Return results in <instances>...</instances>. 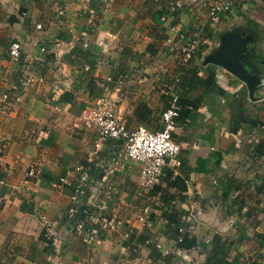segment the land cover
<instances>
[{"label":"crops","instance_id":"0c3cea01","mask_svg":"<svg viewBox=\"0 0 264 264\" xmlns=\"http://www.w3.org/2000/svg\"><path fill=\"white\" fill-rule=\"evenodd\" d=\"M162 1L0 0V264H209L216 238L229 264H264V153L255 151L264 141V0H230L218 23L205 6L214 0H202L181 9L174 24ZM173 25L198 33L197 61L168 50ZM234 33L250 37L240 61L255 78L252 88L205 62ZM12 40L23 50L18 62L7 56ZM40 45L49 50L43 60ZM94 57L87 73L81 62ZM27 71L44 83L20 84ZM108 76L127 129H162L167 85L191 104L172 133L179 155L167 159L151 188L140 185L139 162L113 158L120 141L94 154L96 135L78 120ZM77 165L91 178L84 203L110 224L98 240L75 234L65 216ZM61 177L67 182L57 187ZM105 192L110 197L98 211ZM162 210L181 216L187 225L179 231L196 237L195 248L176 247ZM40 216L57 222L51 244Z\"/></svg>","mask_w":264,"mask_h":264},{"label":"built area","instance_id":"2783aa9c","mask_svg":"<svg viewBox=\"0 0 264 264\" xmlns=\"http://www.w3.org/2000/svg\"><path fill=\"white\" fill-rule=\"evenodd\" d=\"M70 2L74 0H69ZM174 0L168 3L169 8H183L186 5H197L202 0ZM207 16L212 23H218L221 15L225 14L230 8V0H214L205 4ZM40 28L39 25H36ZM170 32H175L174 36L168 35L164 39V43L168 50L172 53L179 54L183 60L197 61L200 50V39L197 32H184L177 30L175 25L168 27ZM39 56L37 59L43 60L48 54V48L44 45L38 46ZM23 54L19 41L12 40L7 46V56L10 60L18 62ZM29 60L34 59L31 54L26 53ZM84 70H88V65L83 66ZM27 73V74H26ZM21 73L17 79L20 84H29L32 82L44 83L45 79L41 75L27 71ZM112 77L108 76L102 85L103 93L97 98L86 102L78 120L84 129L94 132L96 137L93 144V153L97 154L101 146L108 140L120 141V146L116 150L113 158L116 160H134L140 163V185L144 188L161 182L164 174L168 158L176 159L181 150V144L176 141L172 135L176 127V117L179 112L177 103V94L171 85L163 87V94L169 96L167 107L161 113L162 129L152 131L143 125H139L133 129H127L121 112L118 100L112 96L110 92V84ZM7 97V94H4ZM264 108V96L259 99ZM178 163V161H176ZM78 179L72 190L71 206L66 211L67 221L70 223L72 231L82 236L85 240H98L104 227L109 226L106 220L97 213L94 218L84 215L83 205L84 199L88 193V185L91 182L87 170L82 169L79 165L75 166ZM34 174L33 170H29L28 176ZM67 182L66 177H61L57 183V187ZM102 188V186L100 187ZM110 195L105 192L103 198L98 199L94 206L98 211L104 208L106 201ZM39 223L42 229V235L50 244L56 238L57 222L50 220L46 216H40ZM101 264H107L102 262Z\"/></svg>","mask_w":264,"mask_h":264},{"label":"trees","instance_id":"16d2710c","mask_svg":"<svg viewBox=\"0 0 264 264\" xmlns=\"http://www.w3.org/2000/svg\"><path fill=\"white\" fill-rule=\"evenodd\" d=\"M169 1H174V0H163L162 3L160 4L161 9L163 10V12H166L168 15L173 17L172 20V24H174L177 21V16L178 13L181 9L183 8H188L187 6L183 7V8H169L168 7V3ZM165 36V35H164ZM73 56H76L77 58H85L84 57V52L79 51L74 49L72 51ZM72 61V60H70ZM76 62V61H75ZM83 63V66L88 65V72H91V70H93V68L95 67V57L93 59L87 58L85 59V61L81 62ZM211 79H209L207 82H210ZM182 84L183 87H185L183 85L182 82L179 81V84ZM177 94V103L179 105V112H178V116L176 117V123L177 120L181 117H183L185 115L184 112H187V105H191L190 102L187 100H184L183 98H181L180 95ZM100 96V95H99ZM167 98L169 99V96H167ZM138 110H141L143 107H145V104H138L137 105ZM184 109V110H183ZM256 149L255 151L259 152V153H264V141H259L256 145ZM168 198H163V201H167ZM83 213L84 215H87L88 217H93V213L90 209V207L88 206V204L83 205ZM97 215V211L96 214L94 215V217ZM162 218H164L166 220V226H165V232L166 234L170 231V235L173 237V239L176 242V247L178 249H183V250H188V249H192L195 248L197 246V239L195 236L190 235L188 232H181L179 231V228L186 226L187 224L181 219V216L174 210L168 211V210H162L161 213ZM133 235V234H132ZM134 237V236H133ZM132 237V238H133ZM223 243L220 241L219 238L214 239V243L213 245L210 247V249L208 250V256L210 257V262L209 264H229L228 261L226 260V258L224 257L223 254ZM157 251V249L155 250ZM155 255L157 257H161V254L159 252H156Z\"/></svg>","mask_w":264,"mask_h":264},{"label":"water","instance_id":"95a60500","mask_svg":"<svg viewBox=\"0 0 264 264\" xmlns=\"http://www.w3.org/2000/svg\"><path fill=\"white\" fill-rule=\"evenodd\" d=\"M249 40V36L242 37L238 33L225 36L222 41L224 49L213 55L207 56L205 62H211L224 67L238 78L245 81L249 87L252 88L255 78L244 70L240 61L241 55L246 50Z\"/></svg>","mask_w":264,"mask_h":264}]
</instances>
